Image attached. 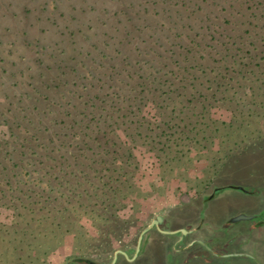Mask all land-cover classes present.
<instances>
[{
    "label": "rangeland",
    "instance_id": "374dc122",
    "mask_svg": "<svg viewBox=\"0 0 264 264\" xmlns=\"http://www.w3.org/2000/svg\"><path fill=\"white\" fill-rule=\"evenodd\" d=\"M158 1L160 0H0V139H4L0 144V150L4 151L0 154V264H28V256L33 254L27 250L29 245H34L37 256L40 255L38 246L54 247L60 241L63 242L60 245L67 246L68 249L62 253L57 251L52 256H57L59 260L64 254L70 255L75 246L91 241L84 234L89 230L92 234L97 227L100 228L102 217L110 213L109 201L99 198L95 193L91 195L93 198L85 201L89 202V209L83 207L78 208L79 210L71 207L66 209L69 206L67 202L65 207L60 205L65 200L57 198L59 194L52 193L53 188L59 184L69 187L68 180L72 178L69 173L78 169L81 174L80 170L87 168L92 161L102 163L100 157H97L101 149L95 141L106 142L108 137L99 136L98 133L104 134L108 125L114 121L110 117H104L102 122L96 120L95 123L99 122L102 130L91 132L92 141L84 138L80 132V126L88 121L86 118L92 117L94 110L86 103L89 96L95 95L97 88H103L101 95L107 94L105 88H125L126 83H131L135 88L134 93H129V96L134 95L129 102L130 112H124L127 114L125 123L130 122L131 129L142 125L143 131L138 134L135 130H130L127 137L118 133L120 139L117 141L125 142L126 149L124 145L121 149L116 146V155L103 157L108 162L115 163L136 161L145 171L142 175L147 177V181L157 182L154 180L156 177L168 178L170 181H186V178L192 176L203 177L210 171L211 165L218 166L223 160L227 161L226 165L235 161L238 158L236 151L258 150L264 146V64L257 67H231L234 70L209 72L206 75L194 72L197 75H208L209 79L218 75L227 76L228 80H222L220 84L208 80L201 83L181 81L174 77L179 73L186 74L171 65L169 53L163 52L158 45L148 42V45L159 49V53L163 55L161 59H154V55H139L146 51L141 38H149L148 31L143 26L147 23L153 27L156 24L162 27L169 23L161 12L162 6L155 4ZM82 4L89 12L87 18L78 10L70 15L65 9L66 5L74 7ZM49 6L51 8L47 10ZM91 7L94 10H90ZM146 9L150 13L145 15ZM138 11L141 18L136 15ZM62 14L66 16L63 17ZM71 16L77 21L73 22ZM54 21L60 25L55 26ZM65 26L68 28L65 29ZM77 29L83 35H77ZM61 32L67 35L61 36ZM71 32H75L76 37L69 35ZM74 39H78V47H71ZM126 40L133 45H127ZM81 43L86 47L84 50H81ZM123 43L126 45L123 46ZM91 45H98V49ZM119 46L125 47L124 52L131 57L129 63L132 62L135 66L134 70L122 63L125 59L122 55L115 59L118 55L114 54V50ZM74 48L78 49L77 52H72ZM136 48L140 49L139 52ZM103 50L107 57H104ZM63 51L66 54L63 55ZM74 56L77 57L76 63L82 60L85 67H81L77 73L62 68L60 73L56 64L62 66L60 61L65 59V64L76 67V63L71 62ZM144 59H154L155 62L144 63ZM136 60L143 61L140 63L144 68L141 70L145 76L143 87L138 86L140 80L137 76L129 79L126 77L128 73L140 72ZM92 62L93 66L87 67ZM99 64L104 67L103 71L102 68L98 70ZM124 69L130 72H125ZM231 77L237 79L229 80ZM74 81L77 83L75 86ZM57 85L60 87L56 88ZM85 86L89 88V92L83 90ZM139 93L138 100L134 101L135 95ZM55 100L64 103L73 101V105L78 107L76 112L68 116L65 109L64 115L61 114L65 125L54 129L61 139L63 134L70 136L67 143L76 141L74 147H62L60 151L54 152L64 156V165L57 168V163L46 162L39 166L37 164L40 162L37 160L18 162L19 158H14L13 163L4 161L7 151L16 149L20 153L27 150V140H30L28 135L39 136L41 140L47 138L48 133L43 132L51 128L50 121L54 116H48L45 111L51 110L50 103ZM94 114L99 117V112ZM115 127L125 126L121 121ZM109 133L108 130L106 134ZM73 135L80 136L70 139ZM90 141L93 151L87 150L86 143ZM31 147V153L34 150L40 151L36 148V143ZM131 153L133 158H130ZM74 157L82 162L78 168ZM169 157L175 160L169 163ZM16 163H19L21 169L25 166L26 172L33 174L29 180L26 178L27 182L24 181L29 184L27 187L22 185L24 192H21L14 177L15 173L17 176L20 172L19 168L13 170ZM5 167L9 168V175H5ZM158 169L161 170L160 173ZM85 174L84 178L78 176L83 185L81 190L88 185L87 170ZM227 175L234 179L239 177ZM9 182L12 187L8 186ZM37 201L39 207L44 208L43 212L38 213L37 219L49 216V222L53 224L51 228L49 226L50 229H57V224L63 226L56 233V243L52 237L34 239L40 236L38 224L35 226L37 232L30 237L28 234L22 237L25 232L14 225L22 207L26 203ZM56 206L63 207L62 211L58 212ZM85 210L90 212L87 217L84 216ZM105 217L108 219V216ZM67 229L70 231L66 232ZM65 233L64 239L62 236ZM73 234L78 237L72 238Z\"/></svg>",
    "mask_w": 264,
    "mask_h": 264
},
{
    "label": "trees",
    "instance_id": "16d2710c",
    "mask_svg": "<svg viewBox=\"0 0 264 264\" xmlns=\"http://www.w3.org/2000/svg\"><path fill=\"white\" fill-rule=\"evenodd\" d=\"M155 4L162 6L161 12L167 18V20H169V23L167 26L164 24L162 27L157 24L155 27H153L151 25H147V23L143 26L144 29L148 31L147 34L149 38L144 40L140 37L141 41L144 42V48H146V51H144L145 54L139 53V55L142 57L145 55H154V59H161L163 55H161L158 50L163 49V52L169 53L168 56L170 58L169 62L171 65L175 66L178 70H182L183 73L185 72L186 75L179 73L178 75L174 76L178 79H181V81L188 80L195 83H201L203 80H208V82L216 81L220 84V81L228 80L227 76L218 75L209 79V77H207L208 75H202H206L207 73L209 74V72L215 71L221 72L228 69L234 70L231 67L242 65L245 67H257L260 66V64H264V0H160ZM71 5L65 6V9L70 12V15L71 12L78 10L83 13L85 18L89 16L88 10L82 7L83 4L74 7H71ZM50 8L51 6H49L47 10ZM90 10H94V8L91 7ZM149 13V10L146 9L144 14L146 15ZM136 15L141 18L139 11L136 13ZM62 16L64 17L66 14H62ZM71 19L73 22L77 21V19L72 16ZM53 23L55 26L60 25L56 21ZM64 28L67 29L68 27L65 26ZM78 34L83 35L80 29L78 30L77 35ZM60 35L64 37L67 34L61 32ZM69 35L76 37L75 32H71ZM96 36L98 35L96 34ZM157 40L161 41L162 43L160 44V42ZM125 42L127 45H133V43L128 44L127 40ZM148 42L154 44L155 46L158 45L159 49L157 50L155 49L156 47L148 45ZM54 45L56 46L57 44ZM78 45V39H74L71 47H78ZM125 45L126 44L123 43V46ZM97 46L98 45H91V47H95V49H98ZM71 47L69 49H71ZM85 48L86 47H84V45L81 43V50H84ZM124 48H121L120 46L115 48L114 54L118 55L115 59H118L122 56L125 57L122 63L128 65V69L132 68L134 70L135 66H133L132 62L129 63L131 57L126 52H124ZM72 50V52H77L78 49L74 48ZM136 50L139 52L140 49L136 48ZM102 53L104 57H107L105 50H103ZM62 54L64 55L66 52L63 51ZM79 54L82 55L81 52ZM113 58L114 57H112V59ZM154 59H144V63L155 62ZM71 60L72 63H76L77 57L74 56ZM60 62L63 64L62 66H59L55 63L59 68L60 73L62 72V68H68L72 73H77L80 71L81 67L84 68L86 65L82 60L76 63V67L65 64V59L61 60ZM142 62L143 61L136 60V65L138 66L140 72H136L135 74L128 73L126 75L128 79L137 76L140 80V83L138 84L140 87L144 86L142 81H145L144 73L141 71L144 68L140 65ZM93 63L94 62L90 63L87 65V67H92ZM101 65L102 64L98 65L100 66L98 67V70L102 68L101 71H103L104 67ZM124 71L130 72L129 70L125 69ZM195 71L202 73V75L194 74ZM168 72L174 75L172 70H169ZM235 79H237V77L229 78V80ZM126 84L127 86L125 88H105L107 91L106 95H101V93L104 92L103 88H97L95 95L89 96L90 99L86 104L91 106V109L94 111H92V117L86 118L88 121L84 125L80 126V129L82 130L80 131L81 135H83L84 138H89L92 141L91 132L96 133L95 131L102 130L99 122L105 120L104 117H110L114 123H110V125H108L104 134L98 133L99 136L104 135L105 137H108L105 143L99 140L95 141L97 142V146L101 149L99 155L97 154V157H100L102 163H93L95 161H92L87 165V168L85 167V169L80 170L81 174L78 172V169L76 172L69 173L70 176H72V178L68 180L70 183V185L68 184L69 187L65 186L64 184L63 186L59 184L57 186L55 185L56 187L53 188L52 193L54 192V194H59L57 198L65 200L64 202H61L60 205L65 207L66 202L67 205H69L66 207V209L69 207L76 209H82L83 207H86L85 209H89V202L85 201H89L91 198H93V196H91L93 195L92 193L99 195V198H103L102 195L106 196L108 192L115 194H118L119 192L123 193L126 191L125 189H128L131 186L130 182L132 179L130 180V178L132 176L131 174L129 175L127 170L132 165L127 163V161H121L120 163H115L114 161L108 162V160L103 157L110 154V156L116 155V146L121 149V147L125 144V142L121 140L117 141L120 139L118 133L125 134L127 137L129 136L130 130H135V133L138 134L143 131L142 125H138V127L131 129V123H125L127 114L124 112H130L129 102L131 97L134 95L131 94L129 96V93H134L136 91L135 88L131 86V83ZM73 85L75 86L77 83L74 81ZM59 87L60 85L56 86V88ZM83 90L89 92V88L87 86H85ZM140 94L141 93L135 95L134 101L138 100ZM73 95L75 96L76 93H73ZM72 102L73 101L64 103V101L55 100V102L50 103L51 110H46L45 112L48 116L53 115L54 119L51 118V128H48L43 132L48 133L47 138L41 140L39 139V136L28 135L30 140H27V150L20 151V153L19 151H16V149L7 151L6 156L8 157L5 156L4 161H10L13 163V161H15L14 158H19L18 162L24 161L26 159H30L28 162H34L37 160L40 162L37 164L39 166L45 165L46 162L57 163L55 166L57 168L64 165V156H60L54 152L60 151L62 147H74L76 141L73 143H67V139L70 136L63 134L61 139L59 134L55 132L54 129L56 127H62L65 125V121L61 116V114L64 115L65 109H67L66 116L78 110V107L73 105ZM91 103H93V105H91ZM94 112H99V117L95 116ZM122 113L124 114L122 115ZM57 118L59 119L57 120ZM96 120L99 122L95 123ZM121 121L122 125L125 127H115L116 125H119ZM108 130L110 133L106 134ZM79 136L80 135H73V138L70 139H75ZM113 136H117L118 138L115 139ZM2 140L4 141V139H0V144ZM91 141L86 143L88 147L87 150L93 151L92 146L90 145ZM33 143H36V148H39L40 151L34 150L33 153H31V150L33 149L31 146ZM124 149H126V145H124ZM2 152L4 151L0 150V154ZM133 156V153H131L130 158H133ZM74 160L76 168H78L82 162L80 163L78 161V157H74ZM174 160V158L168 159L169 163H172ZM82 165L84 167V164ZM138 165L139 163L136 162V169L138 168ZM17 168L20 169V172L17 176L15 173L14 177H16L17 182L22 189L21 192H24L22 185L27 187L29 184L25 182L29 180V177L32 178L33 174L26 172L27 168L25 166H23L21 169L19 167V163L14 164L13 170L15 171ZM3 169L6 173L4 174L9 175V168L5 167ZM86 170L88 173V185L85 189L81 190L83 185L78 176H81V178L86 177ZM26 178H28V180H26ZM8 186L12 187V183L9 182ZM75 202L78 204L77 206ZM25 205L26 206H23L21 211L17 213L18 217L16 223H14L17 228H20L21 231L25 232L22 237H26L27 234L29 237L34 236V234L37 232L35 228L36 224H38V227L40 228L39 235L41 236L42 234L43 238H54L58 229L63 228V226L61 227L60 224H57V229H50L53 224L49 222L51 219L49 216L42 218L40 217L37 219L38 213L43 212L44 210L43 207H39L40 205L38 204V201L36 203H26ZM55 208L59 210L58 212H61L63 209V207L57 208V206ZM52 216L54 215L52 214ZM69 231V229L66 230V232Z\"/></svg>",
    "mask_w": 264,
    "mask_h": 264
},
{
    "label": "flooded vegetation",
    "instance_id": "af4514ba",
    "mask_svg": "<svg viewBox=\"0 0 264 264\" xmlns=\"http://www.w3.org/2000/svg\"><path fill=\"white\" fill-rule=\"evenodd\" d=\"M236 152L235 161L186 181H147L142 166L127 161L131 186L102 195L110 213L84 234L91 241L59 260L52 254L68 249L63 242L37 245V256L29 245L28 264H264V146Z\"/></svg>",
    "mask_w": 264,
    "mask_h": 264
}]
</instances>
